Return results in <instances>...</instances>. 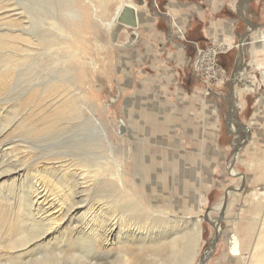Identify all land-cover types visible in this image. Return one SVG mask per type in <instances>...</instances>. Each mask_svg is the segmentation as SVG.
Here are the masks:
<instances>
[{
  "label": "rangeland",
  "instance_id": "1",
  "mask_svg": "<svg viewBox=\"0 0 264 264\" xmlns=\"http://www.w3.org/2000/svg\"><path fill=\"white\" fill-rule=\"evenodd\" d=\"M127 1L130 0H92L91 5L80 1L84 11H89V23L78 29L80 38L75 40L81 46L73 42L67 49L64 39L56 38L55 34L61 36L62 28L59 25L50 30V27L38 23L40 16L44 17L51 13L49 10L56 9L57 15L62 18L60 24L64 25L63 31L75 29L64 17L61 2L45 0L44 8L38 10L34 0H0V34L27 33L20 41L25 46L28 44L25 38L32 39L35 35L33 38L36 39L46 31V40L51 41L54 36V45H43L44 50L61 49L60 52L54 51L52 56L45 55L46 58H39L43 56L41 52L35 56L36 59L32 55L23 58L27 51L17 53L16 46H0V75H10L8 80L0 82V195L3 197L0 202L8 197L2 194L5 191L9 192L11 188L16 189V192L21 191L24 183L40 178L41 186L44 183L50 194L46 207L50 206L51 201H58L54 204L63 205L65 210L70 209L63 204L60 196L63 189L55 184L54 177L43 171V162L56 161L53 156L57 153H62L63 157L64 154L83 156L88 148L77 143L86 136V128L94 124L91 120L95 119L109 132L115 153L125 165L126 185L134 190L137 198L146 189L140 186V175L144 168L138 164L141 158L136 159V152L129 153L131 147L139 149L145 143L149 147H170L173 151L174 167L170 172L175 175L172 178L176 184L172 181L168 188L172 195L163 196L165 188H161L155 191L158 193L155 202L151 203L154 204L153 208L171 207L174 211L185 212L190 218L199 215L204 228L203 240L201 252L194 264H199L202 259V264H245L242 259L231 254L230 236L235 232L246 239L245 247L248 248L245 251L248 253L251 250L248 241L260 238L264 244L261 235L264 230L259 226L264 220L263 204L253 197L264 188V42L260 43L264 40V0H260V3L253 0V8L259 11L260 21L252 25L249 20L250 27L242 35V43L235 36L234 42L228 46L226 41L218 42L220 45L212 42L206 47L197 46V56L191 62L186 61L181 69H176L174 62L165 60L167 49L158 41L145 37L143 29H137L135 36L130 28L117 21L119 11ZM131 1L140 10L139 0ZM8 4L12 5L7 7ZM156 5L154 10L159 14L163 8ZM139 13L143 17V13ZM16 17L20 18L18 23L13 22ZM152 20L147 21L150 23ZM148 25L151 27L153 24L151 22ZM56 29L60 33L54 34ZM163 39L166 40L165 36ZM83 48L89 51L83 54ZM8 57L13 60L6 67L4 60ZM55 62L58 64L52 65ZM57 69L63 78L72 76V84L67 83L69 87L64 85L61 98L52 100V96H45L39 85L35 87L37 94L28 99L34 85L47 81ZM63 101L66 104L71 101L80 104L79 118L63 120L53 132L31 131L41 124L38 121L45 107L50 109L51 104L62 105ZM231 119L236 125L235 129L231 128ZM123 122L124 130L118 134L117 130ZM183 153H187L185 160ZM70 156L67 157L72 159ZM232 161L237 171L235 174H231ZM65 164L68 162L63 163V166ZM48 168L50 173L58 175L57 178L65 172L64 167L56 170ZM184 168L187 170L183 171ZM80 170L74 166L69 171L79 174ZM260 173H263V178H259ZM182 175L188 181L183 191L179 187ZM241 175H244L243 180ZM103 186L95 182L91 188L80 187L74 195V204L77 206L71 203L73 207L65 212L66 220L64 217L62 226L42 243V248L30 246L26 258L18 261L26 263L30 258L34 261L40 256L44 264H93L95 257L109 264L115 262L116 257L124 255L126 251L116 240L114 244L105 246L108 253L100 252L98 246L93 248L90 242L86 246L84 242L87 239L78 238L77 246L72 242L81 236L78 230L83 224L86 225L92 215L119 219L129 216L122 201L116 202L103 195ZM11 193L16 194L14 191ZM57 209L54 208L53 212ZM9 211L13 213L11 209ZM15 217L17 219L18 216ZM86 217H89L88 220ZM218 222L223 230L220 235ZM4 226L0 223V231L7 233ZM28 231L38 236L45 228L30 227ZM8 251L9 256L11 253L17 254L18 248ZM258 254L264 256V249ZM5 258L0 257V264L6 262ZM18 261L6 264H19Z\"/></svg>",
  "mask_w": 264,
  "mask_h": 264
},
{
  "label": "bare ground",
  "instance_id": "2",
  "mask_svg": "<svg viewBox=\"0 0 264 264\" xmlns=\"http://www.w3.org/2000/svg\"><path fill=\"white\" fill-rule=\"evenodd\" d=\"M34 1H35V5L38 6V7L35 6L38 10H42L44 8L45 0H34ZM58 1L62 3L60 5L62 9H64L63 11L64 17L68 19V24H71L72 25L71 27H75V29L63 31L64 25L60 24L62 18L59 15H57L56 9H52L49 11L46 9V11L51 13H47L44 17L40 16V18H38V23L43 27L44 26L50 27V30L52 28H57V25H59L62 28L61 29L59 27L61 29L60 30L61 33L56 29L54 34L58 32L61 34V36H57L58 34H55L56 38L64 39V46L68 49L70 46H72L73 42L74 43L78 42V40H75L80 36L78 29L83 24L89 23V18H88L89 17L88 15H90L89 11L88 12L84 11L83 9L84 7L79 4L80 1H83L84 4H88V5L89 4L91 5L93 3L92 0H58ZM10 5L12 4H8L7 7ZM126 6L134 10V15L136 17V25L129 24L128 19H125L126 17L123 15V11ZM43 11H45V9ZM139 11L140 10L138 8V5L130 0L124 4V6L120 9L118 14L117 21L122 25L130 28L131 30L130 29L129 30L133 35H135L137 29L140 28L141 18H143L139 15L140 14ZM15 15L17 16L20 14L16 13ZM29 18L30 17H28V19ZM19 21H20L19 17L13 19V22L15 23H18ZM38 23L37 25H39ZM37 29H39V27ZM45 32L44 34H42V36H39L36 39L33 38V36L35 35L32 36V34H30L29 36H32V39L30 37L25 38L26 41L28 42V44L25 45L26 47L24 45H21L22 43L20 41H22L23 37H25L24 34L28 35L27 33L22 32V33H12V34L9 33L0 34V46L2 45H4L5 47L10 45L13 47L16 46L18 47L16 48L17 53L18 51H22V50L27 51V53L22 56L23 58L26 56L29 57L31 55L35 57L41 52H42L41 55L43 56H40L39 58L41 57L46 58L45 55L48 54L49 56H52L54 54L53 53L54 51H59V50L61 51V49L56 48V50H53L51 48L50 51L46 48L44 50L46 46L54 45L53 44L54 36L51 37V41L50 39L46 40L47 36L45 37L44 35H46L47 33L45 34ZM181 35L184 36L182 31H181ZM262 38L264 39V35L262 36ZM45 41L47 43H45ZM43 45L45 47H43ZM76 45L81 46L78 43ZM27 46H29V48H27ZM87 51H89L88 48L87 49L83 48L82 52L78 50V52H81L83 54ZM63 55L64 54H62L61 56ZM12 60H13L12 57L6 58L4 60L5 66L8 67L7 65H10ZM57 64L58 63L55 62L52 65H57ZM69 69H67V73H69L68 71ZM60 73L61 71L57 69L54 72V74H51L50 78L47 81H45L42 84L34 85V87L32 88L33 90L31 89V94L28 96V99L32 98L34 95L37 94L38 91H35V87H38L39 85L44 90L45 96L47 94L49 96H52L51 98L52 100L57 99V97L61 98L62 96L61 94L64 91L63 90L64 85L68 86L67 83L72 84V76L69 78L68 77L63 78L60 75ZM69 75L71 74L69 73ZM9 78L10 75L2 74L0 75V82H4ZM56 104L57 103L51 104L50 109H48L47 107L44 108V112L40 115L41 120L38 121L41 124L39 125V127H33L31 130L32 132L34 133L37 132L40 133L42 131L53 132L62 123L63 120L69 121L70 119L79 118V115L81 114V110H80L81 108L79 103L76 104L71 101L70 103L66 104L63 101L62 105H56ZM94 120L95 119L91 120L94 124L92 125L90 124L86 128V132H87L86 136L82 139H79L77 143V145L83 144L84 146H86V148H88V150L83 152V156L81 155L79 157L78 156L75 157L73 155L70 156L69 154H64L63 157L61 156L63 155L62 153H57L53 156L54 160L57 159L56 161L43 162V166H44L43 171L46 172L48 176L54 177L55 184H57L58 186H60V188L63 189V193L61 192L62 194L60 196L64 201L63 204L68 205L70 209L73 207L71 203L73 204L75 203L74 195L78 193V189L82 186L91 188V186H93V184H95L96 182L99 184H104V186L102 187V192L103 195L107 197V199L113 198L114 200H116V202L122 201L124 203L126 213H129V216L126 217V219H124V217H122V219L120 217L119 219L116 217H109L107 215L95 214L92 215L90 220H88L89 217H86L88 222L86 221L87 222L86 225L83 224L81 230H78V232L81 233V236L80 237L77 236L75 238V241L72 239L74 245L77 246L78 238L79 239L83 238V240L87 239L86 241H88V242L86 241L84 242L85 245L89 244L90 242L93 248L98 246L100 252L108 253L109 250H107L108 248L105 246L106 245L108 246L109 244L113 243L115 240L118 241V243L123 246L122 248H124L123 250H125L126 253L124 255L120 254L121 256L115 258L116 259L115 262L113 263L109 262V264H194L195 261L197 260L198 255L201 252V242L203 240L204 228L201 224V219L199 218V215H195L193 216V218H190V216H188L185 212L174 211L171 209V207L168 206H167L168 208H163L160 206L158 209L153 208L154 204L151 203V201L155 202V197L156 194L158 193V192L155 193V191L161 188H165V190L162 191L164 192L163 196L172 195L171 191H169L168 188L170 183H172L173 181L172 178L173 175L170 172L174 167V164H172L173 151H171L170 147H165V148L149 147L146 146L145 143H142V147L139 149H135L131 147L129 153L133 154L132 153L133 151L136 152L135 154L136 159L141 158V160H138V164H141V166H143L144 168L142 174L140 175V186H143L146 189L142 191L137 198L135 197L134 190L130 189L126 185L127 181L125 180V165L123 164L122 160H120L117 157L115 153L114 143L112 142V138L109 132L102 124L97 123L96 120L95 121ZM124 126L125 123L123 122L120 125V129L117 130L118 134H120V132L124 130L123 129ZM231 128L232 129L236 128V125L232 119H231ZM182 143L183 142H180V144ZM186 155L187 153L182 154L184 160L186 159L185 158ZM67 156H70L72 159L68 158ZM175 158L178 157L175 156ZM67 162L68 164L67 165L65 164V166H63V163H67ZM74 166L77 167V169L78 168L81 169L80 170L81 172L79 174L73 173V171H69L71 167ZM48 167H50L51 170H56L61 167H64L65 172L61 173L63 175L57 178L58 175H55L54 173H50L48 171L49 169ZM230 168L232 169L231 174L237 173L236 169L233 166V161L230 162ZM164 169H166V171ZM184 170L187 169L184 168L183 171ZM262 175L263 173H260L259 178H263ZM255 177L256 176L254 175V178ZM39 179L40 178H36L35 180L29 179L30 181L24 183L23 188L21 187L22 189L20 188L21 191L18 190L16 192V189L12 190L13 188H11L9 192L5 191L4 193H2L8 196L7 199H5L6 201L3 200L0 202V218H1L0 223L5 225L3 228L7 231V233L0 231L1 232L0 257L1 256L6 257L4 259L6 262H13L16 260L17 261L21 260V258H26V255H28V252H30V250H28L30 246L34 245L35 247L39 246L40 248H42V243H44V241L53 234L55 229H58L59 227L62 226L63 223L62 221L65 222L66 220L65 212L67 213L70 210V209L65 210L64 206L61 204L60 205L56 204L57 205L56 207L54 203H58V201L57 202L51 201L52 203L50 202V206H48L49 205L48 204L47 205L48 207H46V201L49 200L50 194L49 191L45 189L44 183L41 186L42 181L41 179L40 180ZM243 179H244V175H241V180ZM74 181H75V186L73 185ZM179 181H180L179 187L183 191L188 186V181L186 180V178H184V175H182V179H180ZM173 182L175 183L176 181ZM241 187L242 186H238V188ZM136 189L139 188L137 187ZM11 191L12 192L14 191V193L16 194H12ZM253 197L258 199L260 204H263L262 216L264 219V188L262 191L255 193ZM0 198H3L2 195H0ZM75 205L76 204H74V206ZM222 206L223 205L221 204L220 207ZM52 207H54L55 209L57 208L59 209L53 212L54 208ZM9 209H11V211L13 212L12 214H10ZM108 212L110 213V211ZM15 216H18L17 219ZM114 216H115V212H114ZM219 224L220 225H219L218 235H220L221 234L220 232L223 231L220 229L221 223ZM259 226L261 227L262 230H264V220ZM30 227L32 228L44 227L45 231L42 232L41 235L33 236V234L28 231V228ZM9 234L10 235L13 234L10 241H8L10 237ZM261 235L264 237V232ZM217 238L218 236H216L215 240H217ZM245 240L241 235L234 232V234L230 236V252H232L231 254L234 257H239L240 259H242L245 262V264H264V256L261 257L258 254L261 250L264 249V244L262 243L261 239L259 238L258 240L255 241L251 239L252 240L251 242L248 241L250 243V244L248 243L249 246H251L250 253L245 251V249L248 248L245 247L247 244V243L245 244ZM134 247L136 248L135 251H133ZM14 248H18V253L17 254L11 253V255L9 256L8 254L10 251L8 250ZM59 250L61 251V249ZM100 254L101 253L97 254V256H99ZM42 258L43 257L38 256L36 257V259L34 258L35 259L34 261H32L33 259L31 260L30 258V261H25L26 263H22V262L20 263L19 261L18 263L44 264ZM93 259H96L93 262V264H105L104 262L99 261L95 257H93ZM6 262L4 264H6Z\"/></svg>",
  "mask_w": 264,
  "mask_h": 264
},
{
  "label": "crops",
  "instance_id": "3",
  "mask_svg": "<svg viewBox=\"0 0 264 264\" xmlns=\"http://www.w3.org/2000/svg\"><path fill=\"white\" fill-rule=\"evenodd\" d=\"M139 2L140 11L143 13L140 28L143 29L144 36L151 41H158V44L167 49L165 60L174 62L176 69L183 68L186 61L191 62L197 56V46L206 47L212 42L220 45L218 42L221 41H226L228 46L234 42L235 36L239 37L238 42L240 40L243 42L242 35L247 33V28L250 27L249 20L252 25L260 21L259 11L253 8V4L260 3V0L255 2L253 0H139ZM154 4H157L156 6L159 4L163 11L161 10L159 14L155 13ZM151 18L153 25L148 27L151 22L147 20ZM145 26L148 28L146 29ZM181 31L184 36L181 35ZM164 36L166 40L163 39Z\"/></svg>",
  "mask_w": 264,
  "mask_h": 264
},
{
  "label": "water",
  "instance_id": "4",
  "mask_svg": "<svg viewBox=\"0 0 264 264\" xmlns=\"http://www.w3.org/2000/svg\"><path fill=\"white\" fill-rule=\"evenodd\" d=\"M123 15L126 17L125 19H128V23L129 24L136 25V17L134 15V10L133 9H131V8L126 6L124 11H123ZM240 43H242V41H240ZM202 263H203V259H202V261L199 264H202Z\"/></svg>",
  "mask_w": 264,
  "mask_h": 264
}]
</instances>
